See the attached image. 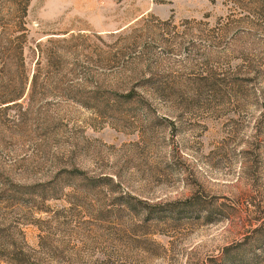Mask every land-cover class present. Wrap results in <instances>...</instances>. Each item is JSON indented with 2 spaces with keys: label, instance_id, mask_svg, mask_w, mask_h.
I'll return each instance as SVG.
<instances>
[{
  "label": "rangeland",
  "instance_id": "374dc122",
  "mask_svg": "<svg viewBox=\"0 0 264 264\" xmlns=\"http://www.w3.org/2000/svg\"><path fill=\"white\" fill-rule=\"evenodd\" d=\"M27 29L11 264H264V0H31Z\"/></svg>",
  "mask_w": 264,
  "mask_h": 264
},
{
  "label": "trees",
  "instance_id": "16d2710c",
  "mask_svg": "<svg viewBox=\"0 0 264 264\" xmlns=\"http://www.w3.org/2000/svg\"><path fill=\"white\" fill-rule=\"evenodd\" d=\"M31 0H0V111L18 105L28 88L29 76L25 67L24 49L27 43V17ZM35 85L32 76L28 96L31 97ZM131 99V95L122 99ZM100 98L92 96L82 102L83 105L96 106ZM88 102V103H86ZM1 183V182H0ZM10 193V194H9ZM15 193L31 195V187L9 184L7 190L0 191V200L9 199ZM0 225V264H11L18 261L15 253V240ZM26 262L29 261L27 257Z\"/></svg>",
  "mask_w": 264,
  "mask_h": 264
}]
</instances>
